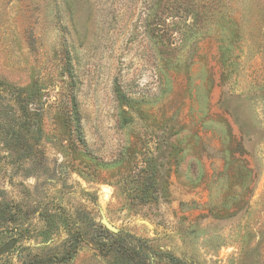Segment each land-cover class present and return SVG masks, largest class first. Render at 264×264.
Wrapping results in <instances>:
<instances>
[{"label":"rangeland","instance_id":"1","mask_svg":"<svg viewBox=\"0 0 264 264\" xmlns=\"http://www.w3.org/2000/svg\"><path fill=\"white\" fill-rule=\"evenodd\" d=\"M11 239L0 264H264V0H0Z\"/></svg>","mask_w":264,"mask_h":264},{"label":"water","instance_id":"2","mask_svg":"<svg viewBox=\"0 0 264 264\" xmlns=\"http://www.w3.org/2000/svg\"><path fill=\"white\" fill-rule=\"evenodd\" d=\"M101 224L110 232L112 233H118L119 230L114 227L106 218V216L101 213ZM15 240L11 239L10 241H8L6 244H4L1 248H0V255L4 254L6 252H8L10 249H12V247L14 246Z\"/></svg>","mask_w":264,"mask_h":264},{"label":"trees","instance_id":"3","mask_svg":"<svg viewBox=\"0 0 264 264\" xmlns=\"http://www.w3.org/2000/svg\"><path fill=\"white\" fill-rule=\"evenodd\" d=\"M127 256H129V254Z\"/></svg>","mask_w":264,"mask_h":264}]
</instances>
